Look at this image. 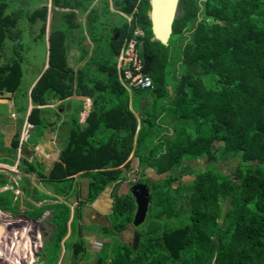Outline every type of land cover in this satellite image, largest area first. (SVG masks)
I'll use <instances>...</instances> for the list:
<instances>
[{"label":"trees","instance_id":"trees-1","mask_svg":"<svg viewBox=\"0 0 264 264\" xmlns=\"http://www.w3.org/2000/svg\"><path fill=\"white\" fill-rule=\"evenodd\" d=\"M33 1L0 0V57L6 54L7 42L12 54L0 64V93L16 91L18 103L24 96L27 86L21 89L19 84L21 34L38 24L35 37L42 40L47 25V66L29 90L33 107L27 118L35 134L53 130L58 110L36 105L63 100L66 118L57 135L63 143L47 176L36 163L24 161L25 169L35 171L55 197L80 194L75 178L84 188L72 209L45 201L38 206L24 202L31 211L27 216L33 218L54 207L50 215L54 228L41 245L44 261L55 264L63 247H68L69 241L64 244L62 238L74 234L83 206L112 183L111 206L104 215L108 225L98 226L103 248L91 264H264V0H179L166 45L151 38L148 0H113L119 11L131 16L126 20L120 15L121 24L97 21V13H108L106 0L98 9L92 4L86 13L91 0H50L47 24V8L41 3L27 11L25 27L23 11ZM9 3L10 12L5 13ZM72 9H78L77 16L85 13L84 31L92 44L87 59L88 44L74 42L83 40V30ZM135 28L141 34L133 35ZM132 36L136 46L143 40L151 60L146 73L151 85L128 92L117 81L114 62L123 39ZM72 44L80 50L78 56L68 55ZM138 55L141 59L139 50ZM80 61L73 70L71 65ZM71 95L90 98L83 122L78 113L84 101ZM144 96L150 99L146 107ZM18 105L22 110V103ZM49 113H54L53 120L47 119ZM129 155L135 160L130 173H139L134 181L119 171ZM199 156L202 167L192 169L188 162ZM232 158L234 179L218 166L219 160ZM146 168L160 176L151 181ZM183 175L189 179L173 187ZM3 182L0 178V185ZM121 184L123 191L116 192ZM133 184L148 187L145 214L138 225L131 222ZM20 188L34 200L47 198L27 179ZM0 210L17 212L9 190L0 191ZM4 218L8 239L15 231ZM127 225L137 229L135 249L130 242L113 238L114 231ZM32 231L26 227L27 234ZM6 249L0 255L7 264L23 261L18 251L9 262L13 252ZM79 252L74 243V255Z\"/></svg>","mask_w":264,"mask_h":264},{"label":"rangeland","instance_id":"rangeland-1","mask_svg":"<svg viewBox=\"0 0 264 264\" xmlns=\"http://www.w3.org/2000/svg\"><path fill=\"white\" fill-rule=\"evenodd\" d=\"M43 1L44 0H34L32 3V6L28 5L30 7L26 6V8H24V9H33L34 6H37L36 4H40V3L46 5L49 8L50 7L49 0H45L46 4ZM107 1H108L107 3H109L108 7L109 8L112 7L114 9V7L112 5L113 3H111V0H107ZM98 6H99V2H98ZM65 9H68V8H63V10H65ZM73 11L77 16L78 9H73ZM148 11L149 10H147V15H148ZM28 12H27V15H28ZM116 13H120L121 16H126L125 19L131 18L130 15H126L123 12H119L116 10ZM80 18L81 17H79V19ZM97 21L98 22H105L106 21L107 23H111V24L112 23L121 24L122 19L117 15H105V16H99L97 18ZM33 25L35 26V24H33ZM35 30H36L35 28H32L31 32H35ZM105 30L106 29L103 30L104 33H105ZM45 35H46V33H45ZM24 37L25 36H23V38ZM88 39H89V37H88ZM43 44H41L38 41L32 42L30 44V52L28 51V54L25 55L29 61L27 64L28 66L25 67L26 66V58H25V60L22 61L23 63L21 62L22 64H20L21 73L23 74L22 78H21V89L23 87L27 86V90H26L27 92H29V84L32 83L33 78L36 76V73H38V71L40 69V67H39L40 64L42 65V64L46 63V60H47L46 59V53H47L46 52V49H47L46 48L47 47L46 39L44 40ZM5 48H6L5 49L6 54L4 55V57H6V58L11 57L12 54L10 52L9 42H7ZM91 48H92V44H88L87 55L91 54L90 53ZM82 63H83V61H80L78 63L71 65L72 69L74 70L76 67H78ZM68 64H72L71 58L69 59ZM71 98L77 99V98H74L72 96H71ZM142 100H143L142 103H143V105H145V107L150 102V99L146 98L145 96ZM62 101L63 100H57V99L52 100V101L50 100L48 104L41 105L42 107H48L51 110H54V109L58 110V116H59V119L57 120V123H56L55 128L53 130H51L49 128L51 130L49 132L42 131V133L39 134L40 136H36L33 139L35 141L39 140L38 145L39 144L43 145V146H41L40 150L44 154L43 160H42L43 161L42 162L43 163L42 164V170H41L42 174L44 176L48 175V172L46 171V169H47L48 165L51 163V161L54 163L56 160H58V153H59L60 147H58L56 145L55 141H53L54 140L53 137L55 135V131H57V130H58V134H60V132H59L60 129L58 128L59 123L62 119L66 118L64 111L61 110V109H63L62 108L63 105L61 104ZM88 109H90V107L89 108L86 107V109H84L78 113V120L79 121H82V118H83V116L85 117V113L87 112ZM134 114L136 115V112H134ZM54 118H55L54 113H49L47 115L48 120H53ZM136 118L138 119L137 116H136ZM46 128H48V127H46ZM17 135H18V132H17ZM60 138H61V135H59V139ZM59 141H60V146H61L63 142L61 140H59ZM17 144H18V142L16 143V145ZM51 147H53V148L51 149ZM20 148H21V146H20ZM22 148H23V145H22ZM22 148L20 149V151L22 150ZM202 157L203 156H199L193 160H190L188 162V164H191L193 166L192 169H200L202 167V164L204 163V160L202 159ZM17 158H19V157H16L15 153H14L13 161ZM44 163H47V165ZM33 164L35 165L34 162H33ZM134 164H135V160L132 157L131 159H129V162L126 164V166L120 165V167H119L120 173L122 175L128 174L129 179L131 181L137 180L139 178L138 172L130 173L131 171L133 172V170H130V169H133ZM218 166H219V170H221V172L230 174L232 179H234V175L232 173H233V170L236 168V166H235V160L233 158L230 159L229 162H227V161L225 162V160H219ZM13 168L11 171H8L5 173L8 176L7 178H9V179H10V176H12L11 179H15V182L16 183L18 182V186H19V184L22 185V182L24 181V179L29 178L31 182H33V181L36 183L39 182L42 186L41 188L43 190H45L44 189L45 188L44 183L42 182V180L39 177L36 176V174L33 173L34 174L33 175L29 171H25V172L22 171L23 175L21 176L18 168H16V169H13ZM145 172L148 175L149 179H151V181L156 180L160 176V174L153 173L149 168H146ZM3 174H4V172H3ZM3 174L0 173V178L3 177ZM75 179L78 182V190L80 192V194H78L77 196H69L66 198L63 196L51 198V196L45 195V196H47V198H44V200H34V199L29 198L27 196V197H25V200L29 203H32L33 205H38L39 203L45 201V202L55 203L56 205H60V204L64 205L65 204V206H67V207H70V205L72 207L74 205L76 206L77 205L76 204L77 199L80 198L84 193V188L81 189V187H80V179L79 178H75ZM187 179H189L188 176L183 175L182 177H180V179L178 181L174 182L172 184V186L175 187L177 185H180V183L183 180H187ZM39 183H37V187L39 189H41ZM18 186L16 188H14L13 193L11 192L12 193V201L16 202V204H17V212L11 213L9 211L0 210V215H1V212L5 213L4 215L6 216V218H4V219L5 220L8 219L9 227H10L11 231H13V230L15 231L13 233L14 236L9 237L8 239H7V237H5L4 231L6 229V226H5L4 222L1 220V219H3V217L1 216L0 217V226L3 224L5 226V228L3 230L0 228V242L4 238H5V240H3L4 241L3 245H0V251L2 248L1 246L6 247L7 245H10V247H8V248H9V250H11V248H13L12 246L14 245V243H18V246H22L20 249L23 251L22 254L24 255L23 261L21 263H18V264H48L47 261H44L45 248L42 247V249H41V245H42L43 241H46L50 238L51 230L54 228V225L50 220V214L52 213V210H54V207L48 209L46 212H44L43 214H41L38 217L33 218L34 215H31V217L27 216V214L30 215L31 211H29V209L26 210V208L23 206V202H20L19 199L22 196V194H20L21 191L19 190ZM124 187H125V184H121L118 187V189H116V192L123 191ZM6 188H8V187H6ZM6 188H2V189H0V191H3V189H6ZM40 191H42V190H40ZM111 191H113L112 183H108L106 185L105 189L102 191V193L99 194L100 196L99 197L97 196L98 198L95 201H93V203H88L87 205L85 204L83 206L82 211H81V213H82L81 217L77 218V220H76L74 234L70 236L69 232H68L62 238V242L64 244H66V242L69 241L68 247L66 248L64 246L63 250H62V247L60 248V252H61V250H62V252L58 255V258H57L55 264H72L73 262H76V264H88V263L91 264L97 258L96 252H99L103 248L102 238L100 235H98V233H99L98 226L108 225L107 221L104 218V215L106 213H108L109 208L111 206V201H112V199L110 197ZM33 208L34 207H31V209H33ZM9 215H11V217ZM23 220L24 221L25 220L33 221L34 231L32 232L31 235H30L31 232H29L28 234L26 233V227L27 228L29 227L28 226L29 223L23 224L22 223ZM70 220H71V218H69L67 221L68 226H69ZM80 225H84V226L89 227V230L83 229L82 227H80ZM22 228H23V231H22ZM68 230L69 229L67 228V231ZM133 230L137 231L136 228H134ZM20 231H22V232H20ZM37 234L39 235V237L37 239H33V242H32V237L34 238L35 236H37ZM130 235H132V230H131V227L127 225V227L125 229H123L121 232L116 233V231H114V237L113 238L117 241H119V240L120 241H126L128 243V242H130V239H131ZM9 239H10L9 243H6ZM12 239H13V243L11 242ZM105 240L109 241V238L104 239V241ZM74 243H76L78 245V247L80 248V252L76 255H74V253H73ZM35 245H38V246L36 247ZM17 252H18V250L14 249V252L10 253L11 258H9V262L13 263L12 262L13 259L18 257ZM83 254H85L84 258L81 256ZM8 255L6 254V256H8ZM27 257H28V259H27ZM5 260L6 259L4 258V256L0 255V264H7ZM106 261L108 262V257H107ZM13 264H17V263H13ZM52 264H54V263H52Z\"/></svg>","mask_w":264,"mask_h":264},{"label":"crops","instance_id":"crops-1","mask_svg":"<svg viewBox=\"0 0 264 264\" xmlns=\"http://www.w3.org/2000/svg\"><path fill=\"white\" fill-rule=\"evenodd\" d=\"M100 1L101 0H91L90 5L87 7V9L84 10V12L86 13L87 10L90 9V7H91L92 4H94V6L96 7V9H98L99 8L98 2L100 4ZM43 2L46 4V1L45 0ZM106 2H108V1L106 0ZM114 2H116V1L111 0V3H113L112 5H113L114 9L112 7L109 8L108 7V4L109 3H107V11H108V13H106L105 15H117V16H120V13H116V10L119 11L118 8H117V2H116V4H114ZM40 4H36L37 6H34V8L35 7H38V5H40ZM49 4H50V7H51L50 0H49ZM11 5L12 4H10V3L8 4V7L5 9V13H9L10 12V9H11L10 6ZM30 6H32V4ZM30 6H28V7H30ZM50 7L48 8L46 6V8H47V11H46L47 12V15H46V24H47L48 16L50 14V10H48V9H50ZM54 8L55 9H58L56 7H54ZM64 8H67V7H64ZM33 9H30V10L24 9L23 15L25 16L27 14V11H31ZM59 9H61V8H59ZM65 10H70V9L68 8V9H65ZM119 12H121V11H119ZM85 13L83 15H85ZM83 15L81 14V15H78L77 16V20L78 21L80 20V24L82 26V30H83V32H82L83 33V40L81 39V41H74V42L75 43L76 42H79L81 45L86 43L85 45H87V44H91V41H90V39H88V35L84 31V16ZM105 15H102V14L97 13V18L99 16H105ZM24 16H23V21L22 22L23 23L25 22L24 23V26L27 27L28 20L26 19V16L25 17ZM79 17H81V18L79 19ZM122 17H124V16H122ZM29 26H30V30L28 31V28H25L24 30L26 32L23 30L22 31V34H21V43L24 46V49H22V50L20 49L19 50L21 62L23 60H25V58H26L25 55L28 54V51L30 52V44L32 42H35V41H38L40 43H43L44 40L46 39V35H47V25L45 26L44 37L42 39L43 41L35 37L36 36V33H37L38 24H35V26L33 24H31ZM32 28H35L36 29L35 32H31V29ZM77 32L79 33V28L78 27L75 28V33H77ZM105 32H106V30H105ZM45 33H46V35H45ZM116 33H117L116 31L113 32V37L114 38L116 37ZM23 36H25V37L23 38ZM46 43H47V40H46ZM27 44H28V46H27ZM46 52H47V49H46ZM79 54H80V50L72 44L71 45V48H70V51L68 52V55L71 56V57H73V56H78ZM88 56L89 55H86L85 56V59H87ZM46 59H47V53H46ZM27 60L28 59L26 58V66L24 65L25 67L28 66L27 65L28 64L27 63ZM4 61H5V57L2 55L0 57V63H2ZM115 63L116 62H114V69H115V72H116ZM45 64H42V65L40 64V66H39L40 69H39L38 73H36V76L33 78L32 83L29 84V90L32 87V85L35 83L36 79L39 77V75L42 73V71L47 66V60H46V63ZM21 78H22V76H21ZM116 78H117V74H116ZM19 84L21 85V83H19ZM26 90H27V87L25 88V94H24V96L23 97H20L19 103H18L17 99L15 100V97H14L15 94H16V91H15V94H14V92H10V93H3L2 92V93H0V173L3 174V172H4L3 177L1 178L4 182L0 185V189L3 188L2 187L3 185H7L8 189L6 188V189H3V190H9L12 193L14 191V188H16L18 186V182L17 183L16 182L14 183L13 180L11 179L12 176H10V179L12 181L9 178H7L8 176L6 175L5 172L11 171L12 168L14 167L13 169L18 168V170L20 172V175L22 176L23 175V172L22 171H24V172L26 171V169H25L26 165H25V162L24 161H26L28 164L29 163H33V162L36 163L37 165H39V167H41V170H42V164H43L42 163L43 162L42 160H43V155L44 154L40 150L41 149V146H43V145H41V144L38 145L39 140H37V141L33 140L36 136H40V135L34 133L33 124L27 118L28 112H29L30 108L33 107V105H32V103L30 101L29 92H27ZM13 94H14V96H13ZM71 96L74 97V98L81 99V100L84 101V104H82L81 111L84 110V109H86V107L87 108L90 107L91 104H90V98L89 97H87V96H81V95H71ZM20 102L22 103V106H24L22 110H18L17 109V105L20 104ZM36 107L37 108H41L42 106L41 105H36ZM88 111H89V109L87 110V112ZM87 112L85 113V116H86ZM84 118L85 117L83 116L82 121H79V120L78 121L79 122H83L84 121ZM24 122H28V123L32 124V128L27 133L25 140L23 138L21 139V135H20V132H21V129H22V126H23ZM44 131L45 132H49L51 130L48 128V129H45ZM17 132H18V135H17ZM57 135H58V132L55 131V135L53 137V139H54L53 141H55L56 145L58 147H60V141L59 140L62 141V138L59 139V136H57ZM14 136H15L16 142H15V145L12 146V141L11 140H12V138ZM17 142H18V144L16 145ZM22 145H23V148H22ZM20 146L22 148L21 151H20V149H21ZM52 148L53 147H51V149ZM14 153H15V156L16 157H19V158L15 159L13 161ZM56 161H58V160H56ZM44 164L47 165V163H44ZM52 165H53V162L51 161V163L48 165V167L46 169L47 172L50 170V168L52 167ZM30 173L31 174H33V173L35 174V171L30 172ZM26 179L28 180L29 178H26ZM28 182L31 184V186L33 188H36L39 191L42 190L40 192H42L44 195L51 196V198L55 197V195H53L49 191H47L46 188H44L45 190H43L41 188L42 186H41V184L39 182H37V183H39L41 189H39L37 187V183L36 182H34V181L31 182L30 179L28 180ZM18 187H19V190L21 191L20 194H22V196L20 197L19 200H20V202H23V206L25 207V203L24 202H27L25 200V197H27L28 195H26L24 193V191L20 188L21 187L20 184H19ZM59 197H62V196H59ZM98 197H96L93 201H95ZM93 201L92 202H89V203H93ZM27 203H29V202H27ZM50 203H52V202H50ZM30 204H32V203H30ZM87 204L88 203H86V205ZM35 206H38V205H35ZM69 208L72 209L73 207L70 205ZM48 209H50V208H48ZM48 209L46 208L42 212V214L44 212H46ZM2 217L4 218V216H2ZM0 228L3 230L5 228V226L2 224L0 226ZM28 228L34 231V229H33V221H30ZM11 242L13 243V239H12ZM32 242H33V239H32ZM6 243H9V241L6 242ZM35 246L37 247L38 245H35ZM7 247H10V245H7ZM12 247L13 248H11V249H15V250H18L20 252H23L20 249L22 246H18V243H14V245ZM27 259H28V257H27Z\"/></svg>","mask_w":264,"mask_h":264},{"label":"water","instance_id":"water-1","mask_svg":"<svg viewBox=\"0 0 264 264\" xmlns=\"http://www.w3.org/2000/svg\"><path fill=\"white\" fill-rule=\"evenodd\" d=\"M179 0H148L149 11L148 19L150 22V32L152 39L157 40L159 43L166 45L169 35L171 33L172 22L177 14L179 8ZM116 4V2H114ZM142 60V73L149 71L150 58L145 55L143 40L139 39L137 42ZM139 187V188H138ZM130 191L134 197V209L132 214V224L138 225L145 214L146 205L148 201V187H140L133 184ZM138 242V232L132 231L130 244L131 248L135 249Z\"/></svg>","mask_w":264,"mask_h":264},{"label":"built area","instance_id":"built-area-1","mask_svg":"<svg viewBox=\"0 0 264 264\" xmlns=\"http://www.w3.org/2000/svg\"><path fill=\"white\" fill-rule=\"evenodd\" d=\"M126 18V16H124ZM130 20V19H126ZM133 35L141 34V29L135 28ZM118 83L126 90L131 91L132 88L150 87V77L146 73H142V62L138 55L136 40L132 36L124 38L118 49L115 63ZM32 128V124L24 122L20 135L25 140L27 133ZM15 183V179H12ZM4 185L3 188H6ZM8 189V188H7ZM11 217V215H9Z\"/></svg>","mask_w":264,"mask_h":264},{"label":"bare ground","instance_id":"bare-ground-1","mask_svg":"<svg viewBox=\"0 0 264 264\" xmlns=\"http://www.w3.org/2000/svg\"><path fill=\"white\" fill-rule=\"evenodd\" d=\"M4 214H5V213L1 212V215H0V216H4V217H6ZM21 222H22V221H21ZM22 223H23V224H27V223H30V221H29V220H25V221L23 220ZM4 224H5V223H4ZM5 226H6V224H5ZM28 226H29V225H28ZM20 232H22V231H20ZM37 238H38V237H36V236H35L34 238L32 237V239H37ZM3 240H5V238H4ZM3 240L0 242V245H3V242H4ZM7 242H8V241H7ZM1 247H2L1 249H3V248L6 249L7 246H6V247H5V246H1ZM7 248H8V247H7ZM8 249H9V248H8ZM6 250H7V249H6ZM11 251L14 252V249H11Z\"/></svg>","mask_w":264,"mask_h":264},{"label":"clouds","instance_id":"clouds-1","mask_svg":"<svg viewBox=\"0 0 264 264\" xmlns=\"http://www.w3.org/2000/svg\"><path fill=\"white\" fill-rule=\"evenodd\" d=\"M149 10V9H148ZM138 42V41H137ZM120 47V46H119ZM137 50H138V48H137ZM117 54H118V52H117ZM116 58H117V55H116ZM116 58H115V62H116ZM141 62H142V60H141ZM142 70V69H141ZM147 73V72H146ZM138 121V120H137ZM130 158V155L127 157V159H129ZM131 159V158H130Z\"/></svg>","mask_w":264,"mask_h":264},{"label":"flooded vegetation","instance_id":"flooded-vegetation-1","mask_svg":"<svg viewBox=\"0 0 264 264\" xmlns=\"http://www.w3.org/2000/svg\"><path fill=\"white\" fill-rule=\"evenodd\" d=\"M51 214H52V213H51ZM51 214H50V215H51Z\"/></svg>","mask_w":264,"mask_h":264}]
</instances>
